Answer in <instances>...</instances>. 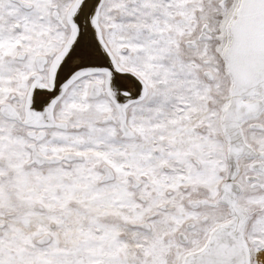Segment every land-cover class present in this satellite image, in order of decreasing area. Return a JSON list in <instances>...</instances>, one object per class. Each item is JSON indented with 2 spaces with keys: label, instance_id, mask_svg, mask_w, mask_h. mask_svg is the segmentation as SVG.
<instances>
[{
  "label": "snow or ice",
  "instance_id": "1",
  "mask_svg": "<svg viewBox=\"0 0 264 264\" xmlns=\"http://www.w3.org/2000/svg\"><path fill=\"white\" fill-rule=\"evenodd\" d=\"M0 264H264V0H0Z\"/></svg>",
  "mask_w": 264,
  "mask_h": 264
}]
</instances>
